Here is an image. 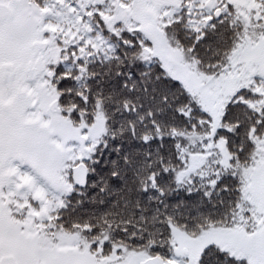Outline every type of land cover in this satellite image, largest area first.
I'll return each mask as SVG.
<instances>
[{"label":"trees","instance_id":"1","mask_svg":"<svg viewBox=\"0 0 264 264\" xmlns=\"http://www.w3.org/2000/svg\"><path fill=\"white\" fill-rule=\"evenodd\" d=\"M36 1L45 10V21L62 25L64 38L84 44L77 51L76 62H63L60 71L52 73L59 100L76 95L80 101L75 111L88 120L91 113L100 112L105 125L97 143L86 141L85 146L93 148L92 154L85 155L79 143H66L68 158L89 165L86 187L76 189L69 197L54 190L27 165L21 168V176L34 191L21 189L19 194L28 196L35 213H44L40 224L45 233L101 235L94 241L116 243L114 249L121 252L122 248H135L139 241H165L173 229L197 233L207 225L250 224L253 213L242 196L241 175L234 173L233 165L226 168L222 164L218 149H209L196 170L178 175L190 155L206 153L209 142L218 138L225 140L238 164L254 160L255 142L264 137V78L255 77L230 99L221 128L211 137L210 117L194 98L162 70L157 60L141 58L144 47H139L136 31L128 32L125 26L118 32L104 31L94 19L85 21L83 9L73 0ZM216 1L222 4L229 0ZM238 1L251 14L253 29L264 35V0ZM190 5V10L185 4L161 7L164 32L170 37L177 26L188 42L198 37L190 50L192 58L204 74L217 73L243 36V21L228 7L222 9L219 18L207 22L213 14V0H191ZM179 33L173 30L174 40L178 47H184ZM201 37L203 42H199ZM144 70L151 73L147 94L142 90L131 94L125 91V77L119 72L131 71L139 79L138 73ZM162 96L167 97V104H161ZM14 186H7L6 194L16 195ZM32 192L38 195L39 203L32 202ZM152 235L167 239L145 238ZM108 249L103 247L104 252ZM219 264L247 263L221 252Z\"/></svg>","mask_w":264,"mask_h":264},{"label":"rangeland","instance_id":"2","mask_svg":"<svg viewBox=\"0 0 264 264\" xmlns=\"http://www.w3.org/2000/svg\"><path fill=\"white\" fill-rule=\"evenodd\" d=\"M77 1L92 5L108 2L111 5L110 14L97 10L94 14L97 15L96 22L108 30L126 26L128 32L136 31L139 36L138 45L141 49L144 47L141 58L156 59L162 70L194 98L210 117L211 137L221 128L226 105L237 91L246 88L255 77L264 78V35L252 30L253 26L248 18L250 15L237 0L232 2L238 7L233 11L241 16V22L244 20L248 32L231 48L228 63L214 74L201 72L198 63L191 56L190 50L198 37L188 42L179 33L180 28L177 26L172 29L170 37L164 32L159 14L161 7L180 5L182 0H131L125 6H121L116 0ZM10 2L16 9V15L12 20L0 24V57H9L22 66L31 58V42L42 39L48 42L44 61L52 72L48 68L41 76H20L16 83L8 85V98L3 104L0 101V256L13 254L18 264H132L137 259H142V255L124 251V255L111 254L103 258L99 256L102 253L100 248L86 245L78 233L56 231L48 236L36 227L35 222L40 221L42 215L31 212L29 200L20 205H29L27 210L18 207L16 201L17 205L3 199L1 188L8 183L6 172L1 169L5 157L29 163L54 189L68 195L73 191L70 179L73 163L65 157L63 146L73 140L82 145L84 153L92 154L93 148L85 146V140L89 138L97 143L105 129L100 112L91 113L88 120L75 111L77 102L80 101L76 95L59 100V90L51 79L62 58L58 59L60 49L54 42L56 32L43 21V11L38 3L32 0ZM90 10L95 8L92 6ZM146 24L155 27L157 45L149 41L145 33ZM173 30L181 35L180 43L186 50L177 46ZM140 35L145 43H142ZM161 52L164 53L163 56ZM67 60L75 61L72 58ZM26 82H32L37 87V105L33 104L30 89L23 85ZM79 95L89 98L87 93L86 96L84 93ZM55 99L59 100L61 113L49 111V104ZM87 100L92 102L91 99ZM36 106L44 120L21 124L19 110L25 107L30 110ZM86 113L89 114V111ZM212 147L219 150L220 160L226 168L233 167L234 173L239 172L241 175L242 196L250 204L253 213L250 224L246 221L229 226L207 225L197 233L173 229L168 236L169 243L177 255L188 258L187 264H195L200 253L203 264H219L220 258L214 255L219 252H229L230 257L245 260L247 264H264V137L255 142V158L250 164H238L225 140L219 138L205 148L206 153L190 155L186 167L178 176L196 170ZM232 159L234 163H231ZM229 164L233 166L230 167ZM86 165L89 166L88 163ZM18 215L22 219H18ZM160 260L163 263L161 258Z\"/></svg>","mask_w":264,"mask_h":264},{"label":"flooded vegetation","instance_id":"3","mask_svg":"<svg viewBox=\"0 0 264 264\" xmlns=\"http://www.w3.org/2000/svg\"><path fill=\"white\" fill-rule=\"evenodd\" d=\"M182 2H183V4H185V7L187 10L191 9V5H190L191 0H183ZM227 3H226V1H224L222 4H219L216 0H213V7L214 8H213L212 16H214L216 10H220L219 15H218V18H219L223 13L222 8L224 10H227L229 6H230L229 9L233 11L234 5L231 6L229 1ZM58 11H59V9H58ZM72 13L74 14V12L70 11V15ZM81 13L84 14V12L82 10H81ZM195 13H199V11L196 10ZM187 14H190V13H187ZM85 17H86L85 21H87L89 19H93L92 15L85 16ZM61 26L62 25L57 24V29L59 31H57V33H56L55 42L58 44V48L60 49L58 59L62 58L61 60H63V58H64V60H67L71 54V50L76 49L77 47L83 46L84 44L80 43V41H75V40H72L70 38H64V36H62V34H61V29H60ZM88 28L89 27H86V30H88ZM40 40H42V39H40ZM71 56L74 57V54H71ZM35 59L36 58H34L32 56V53H31V58L27 59L25 61V63L21 66V64H18L16 61L10 59L9 57L8 58L7 57H0V101L2 102V104L8 98V94L10 93L8 90L9 84H11L12 82L16 83L20 76L21 77H23V76L24 77H27V76L36 77L34 71H29V66L34 64ZM9 62H12L14 64V72H15L14 80L9 79V76H7V74L5 73L6 70L3 67V65L5 63H9ZM61 62H59L58 64L60 65ZM7 71H9V70H7ZM23 85L27 87V82ZM33 104L37 105L38 101L34 100ZM58 104H59V101H58ZM19 112H20L19 114H20L21 124H23V125H24V123H31V122H35V121H40V120L43 121L44 120V117L40 115L39 107H37V106L34 109L32 107V109H30V110L28 107L21 108V110H19ZM68 143L74 144L76 142L73 140H70V141H68ZM65 146L66 145L63 146L64 147V153L66 150ZM65 157L68 159V161L70 163L73 162V164H72V166H73L74 161H72L70 158H68L66 156V154H65ZM10 158L11 157H5L4 164L1 166L2 172L5 171L6 176L8 177V184H12V186L15 185L14 187H15L16 193H19L21 191V189L27 190V186L22 185L23 182H27V180H25L21 176V168L24 165V163H23L24 161H21L20 159H15V158L10 159ZM3 167H5V169H3ZM18 178H20L21 180H18ZM16 180L19 182V184L16 183ZM59 192L62 194L61 191H59ZM24 198L27 199L28 196L25 195ZM80 235H79L80 238L85 242L86 245L88 244L89 247L96 248V249L100 248V252H104L102 250L103 247L109 248L107 250V252H105V255L103 256V258H107V256H109L111 254H116V253L118 256L124 255L125 253H123V252L127 250V251H132L133 253H136L137 255H140V254L142 255V259H137L132 264H142V263L146 262L147 260H150V259H153L156 257L157 258L159 257L162 259L163 263H160V264H187L189 261L188 258L184 257L183 255L182 256L177 255L176 252L174 251L173 246L170 245L167 237H163V236H154V235L145 236V238H148V239H150V238H159V239L166 238L167 240H165V241L159 240L158 242L139 241L138 243H136L134 245L135 248H133V249L122 248V251L120 252L118 249H114L116 246H118V244H116V243L110 244V243L102 242V240L100 242L94 241L95 238H101V235L100 236L94 235V234H80ZM79 245H83V244L79 243ZM110 248H113V250H110ZM186 254L188 255L187 252H186ZM214 255L218 257L217 253H214ZM201 256L202 255L200 253V256L198 258H196L197 260H196L195 264H199V262L201 261Z\"/></svg>","mask_w":264,"mask_h":264},{"label":"water","instance_id":"4","mask_svg":"<svg viewBox=\"0 0 264 264\" xmlns=\"http://www.w3.org/2000/svg\"><path fill=\"white\" fill-rule=\"evenodd\" d=\"M218 15V12H216V16ZM15 16V9L13 6L6 2L0 1V23L5 21V20H10L13 19ZM146 32L149 36V38L154 42L157 43V40L154 35V27L150 24L146 26ZM33 54L34 56L38 55V58L35 62V70L36 74H41L44 69V61H43V55L42 52H44L47 48V42H42V41H33L31 44ZM163 56V52L160 53ZM5 67L7 68H12L13 64L12 63H7L5 64ZM14 77V72H10V78L13 79ZM50 110L52 112H60V110L57 107V102L54 101L50 104L49 106ZM72 181L77 186L78 188H84L86 185V180H87V168L84 163L80 162L76 166L72 168ZM154 185V183H153ZM161 260L160 258H153L150 260H147L146 262L142 264H160ZM0 264H18V262L15 259V256L13 254H3L0 257Z\"/></svg>","mask_w":264,"mask_h":264},{"label":"snow or ice","instance_id":"5","mask_svg":"<svg viewBox=\"0 0 264 264\" xmlns=\"http://www.w3.org/2000/svg\"><path fill=\"white\" fill-rule=\"evenodd\" d=\"M204 37L200 38L199 42H203ZM121 63L123 64L124 61L121 60ZM70 71V69H69ZM119 75L124 76L125 79L122 83V87L124 88L125 91L131 93H138L141 90L147 94V92L149 91V85L151 84V73L147 70L141 71L138 73V77L139 79H137L136 76L133 75V73L131 71H128L127 73H124L123 71L119 72ZM157 80L160 79V76L157 75L156 77ZM152 91H155V88H152ZM137 99H139V97L137 96ZM160 102L161 104H167V97L166 96H162L160 98ZM210 251V249H209ZM199 264H203V258L201 259V261L199 262Z\"/></svg>","mask_w":264,"mask_h":264}]
</instances>
